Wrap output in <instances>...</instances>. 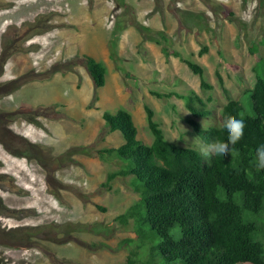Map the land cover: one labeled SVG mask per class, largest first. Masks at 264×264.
Wrapping results in <instances>:
<instances>
[{
	"label": "rangeland",
	"instance_id": "obj_1",
	"mask_svg": "<svg viewBox=\"0 0 264 264\" xmlns=\"http://www.w3.org/2000/svg\"><path fill=\"white\" fill-rule=\"evenodd\" d=\"M161 33L211 89L163 54ZM83 54L106 67L104 86ZM258 56L264 0H0V264H123L132 246L119 240L134 234L115 218L138 194L127 177L102 184L120 161L97 150L123 141L102 111L125 108L150 143L147 105L167 140L193 145L183 101L151 91H193L220 123L229 97L249 109Z\"/></svg>",
	"mask_w": 264,
	"mask_h": 264
},
{
	"label": "trees",
	"instance_id": "obj_2",
	"mask_svg": "<svg viewBox=\"0 0 264 264\" xmlns=\"http://www.w3.org/2000/svg\"><path fill=\"white\" fill-rule=\"evenodd\" d=\"M156 43L166 57H177L198 76L201 89L212 88L203 68L174 51L166 35L161 33ZM205 50L203 46L200 52ZM250 50L257 55L255 45ZM82 59L94 87L104 86V64L89 54ZM252 70L255 81L243 93L249 94V109L229 97L221 107L220 123L213 121L207 102L193 91H151L158 98L183 101L190 114L185 121L195 139L193 145L167 140L147 105L150 143L137 138L128 110L102 111L106 132L119 131L123 139L117 146L97 150L120 161L118 170L108 173L102 184L109 187L116 176L127 177L138 194L115 218L130 225L134 234L119 240L120 246H132L123 264H264V170L255 167V148L264 143V57H257ZM217 78L228 93L219 74ZM226 117L244 120L243 136L222 161L205 162L199 145L226 142L221 131ZM12 212L3 213L12 216Z\"/></svg>",
	"mask_w": 264,
	"mask_h": 264
},
{
	"label": "clouds",
	"instance_id": "obj_3",
	"mask_svg": "<svg viewBox=\"0 0 264 264\" xmlns=\"http://www.w3.org/2000/svg\"><path fill=\"white\" fill-rule=\"evenodd\" d=\"M241 18L250 21V12L245 14ZM180 128L182 127L180 126ZM244 128L245 122L243 119L226 117L221 128V131L227 138L226 142H214L199 145V152L203 160L205 162H208L212 159H219L222 161L226 155L231 154L233 151L232 146L239 142V140L243 136ZM182 129L184 133L185 129ZM183 139L185 143L189 142L188 137L183 136ZM255 167L258 170H264V143L257 145V147L255 148Z\"/></svg>",
	"mask_w": 264,
	"mask_h": 264
}]
</instances>
